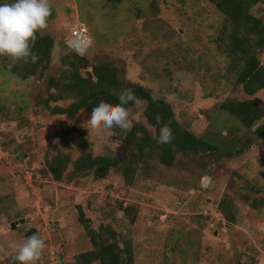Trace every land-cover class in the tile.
Here are the masks:
<instances>
[{"label":"rangeland","instance_id":"374dc122","mask_svg":"<svg viewBox=\"0 0 264 264\" xmlns=\"http://www.w3.org/2000/svg\"><path fill=\"white\" fill-rule=\"evenodd\" d=\"M50 4L52 14L40 34L55 40L51 64L24 80L6 72L0 62V248L5 250L0 264H14L13 246L33 230L46 243L37 264H78L80 254L93 250L79 206L93 230L110 226L120 240L131 241L136 264H264V207L255 211L243 197L252 182L257 187L252 199L264 202V140L235 160L180 155L174 168L157 165L133 187L117 173L101 182L86 177L68 183L54 181L46 170L47 159L58 149L73 160L79 157V135H70L68 143L62 135L71 120L46 108L55 92L49 78L60 74L62 57L72 51V33L79 25L89 31L92 43L85 55L92 62H114L123 79L164 98L180 123L196 135H226L241 128L217 110L238 93L228 75L230 60L216 45L224 22L216 7L206 0ZM253 14L264 19V2ZM259 58L264 65V50ZM145 108L140 101L129 110L133 124L147 125ZM88 118L86 112L77 116L94 154L111 151L124 158L113 128L92 130ZM262 125L264 119L258 123ZM222 202L234 221L224 214ZM131 205L133 215L124 210ZM21 220L25 224H18Z\"/></svg>","mask_w":264,"mask_h":264},{"label":"trees","instance_id":"16d2710c","mask_svg":"<svg viewBox=\"0 0 264 264\" xmlns=\"http://www.w3.org/2000/svg\"><path fill=\"white\" fill-rule=\"evenodd\" d=\"M216 7L224 17L219 37L218 48L230 60L228 75L234 79L232 86L237 96L227 98L218 104L217 110L240 124L237 130L228 134L203 133L198 136L188 127L180 123L172 105L164 98L157 97L154 92L140 83H134L122 78L121 70L108 59H98L92 62L88 57L68 51L62 57V69L57 77L49 78L51 93L46 108L54 116H63L71 120L62 131L64 142L68 143L70 135L77 134L80 143L77 147L79 157L58 149L52 159H47V173L56 182L75 183L76 178L93 177L97 182L105 181L112 173L121 175L125 183L133 187L143 176H151L157 165L174 168L178 156H212L215 161L235 160L247 154L260 141L264 140V125L258 123L264 119V65L259 58V52L264 50V19L253 14L255 7L264 0H206ZM141 13V9L135 8ZM138 13V16H139ZM55 40L51 36L37 33L34 51L39 54L35 64L19 62L7 71L8 58L0 57L3 68L9 74L28 80L35 77L46 66L51 64V56ZM92 69V71H90ZM131 88L140 101L146 103L145 118L147 125L135 123L128 132L113 128L121 144L125 157L120 158L108 154L95 155L93 144L88 138V131L77 119L82 112L90 114L101 100L118 102V94L122 89ZM208 95L207 97H213ZM206 97V98H207ZM71 102L67 107L50 105L51 101ZM131 110L135 105H128ZM161 116L164 123L169 124L174 139L171 143L160 145L157 140L159 128L156 117ZM1 138V137H0ZM2 143V139H1ZM3 144V143H2ZM72 167V169H70ZM248 193L243 195L245 202L255 211L264 207L262 200L252 199L251 193L257 190L248 183ZM221 203V208L229 220H235L228 215ZM80 221L90 238L93 250L80 254L78 264H136L135 252L131 241L120 240L110 226L95 231L90 226V220L81 206L78 207ZM133 215L135 207L131 205L124 209Z\"/></svg>","mask_w":264,"mask_h":264},{"label":"clouds","instance_id":"9594fccd","mask_svg":"<svg viewBox=\"0 0 264 264\" xmlns=\"http://www.w3.org/2000/svg\"><path fill=\"white\" fill-rule=\"evenodd\" d=\"M51 14L50 0H0V57L8 58L7 71L11 72L19 62L35 64L39 61V54L33 50L36 35L47 28ZM139 103L140 98L133 89H122L117 103L101 100L92 109L87 123L92 130L119 128L126 133L133 127L127 106ZM156 122L161 125L157 142L160 145L171 143L174 136L169 124L159 115ZM13 247L14 264H37L46 243L35 233ZM4 251L0 248V253Z\"/></svg>","mask_w":264,"mask_h":264},{"label":"built area","instance_id":"2783aa9c","mask_svg":"<svg viewBox=\"0 0 264 264\" xmlns=\"http://www.w3.org/2000/svg\"><path fill=\"white\" fill-rule=\"evenodd\" d=\"M78 28L73 31L71 38V48L72 51L76 52L79 55H85L90 49L92 40L89 36V31L86 27L79 25ZM2 148L1 138H0V150Z\"/></svg>","mask_w":264,"mask_h":264},{"label":"water","instance_id":"95a60500","mask_svg":"<svg viewBox=\"0 0 264 264\" xmlns=\"http://www.w3.org/2000/svg\"><path fill=\"white\" fill-rule=\"evenodd\" d=\"M18 224H25V221L24 220H21ZM18 224H13L12 225V227H13V229H15V228H17V226H18ZM36 233V231L35 230H33L32 232H30L29 234H28V236H31V235H33V234H35Z\"/></svg>","mask_w":264,"mask_h":264}]
</instances>
